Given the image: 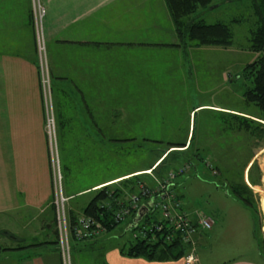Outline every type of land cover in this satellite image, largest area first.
Returning a JSON list of instances; mask_svg holds the SVG:
<instances>
[{
    "label": "rangeland",
    "instance_id": "rangeland-1",
    "mask_svg": "<svg viewBox=\"0 0 264 264\" xmlns=\"http://www.w3.org/2000/svg\"><path fill=\"white\" fill-rule=\"evenodd\" d=\"M251 2L252 0H211L208 6L199 7L198 15L207 21H231L234 33L232 42L227 46L202 45L197 50L181 46V57L188 63L181 64L180 68H177L176 53L168 55L165 50L164 56L159 55V61H151L153 65L158 64L155 74L124 81L125 85L117 91L122 93L120 95L100 97L107 108L102 107L99 134L95 128L93 138L87 133L81 135L80 129L64 127L59 129L62 137L59 147L58 143L56 147L52 128L51 144L48 142L50 167L52 152L56 167L58 165L61 172V176L56 179V187L61 188L64 194L75 192L103 176H119L134 168L145 167L154 158L153 147L156 144L190 138L194 128L189 146L176 152L177 154L171 153L172 156H169L165 165L176 168L185 162V169L173 177L176 191L172 189L179 194L184 209L202 210L213 219L211 227L204 229L203 238L196 245L200 262L222 264L223 259L245 257L264 264V255L259 252L252 233L255 214L231 191L224 177L225 172L228 175L231 173L246 185L259 207V232L264 239V201H259L264 198V136L248 134L243 128H236L234 119L224 112L227 110L217 107L230 105L248 112L254 109L243 103L242 91L249 78L241 74L245 63L261 52L250 48V29L255 21ZM170 19L172 21L171 16ZM172 27L174 29L173 21ZM35 32L37 44V31ZM44 59L45 52L43 65L48 73ZM38 63L42 91L48 96L49 75L48 84H43L40 60ZM256 110H253L254 113ZM105 113L111 122L105 123ZM155 139L161 141L156 142ZM180 154H184L182 159ZM186 157L188 161L185 160ZM215 164L218 168L214 167ZM163 166L160 171H163ZM171 168L163 172V175L166 176ZM152 173L154 171L144 173L142 177L154 180ZM155 177L160 179L162 176L157 174ZM116 184L118 186L121 183ZM93 192L80 191L70 199L77 214ZM49 203L50 200L46 202L47 210L44 208L46 214L42 212L43 207L37 208L36 213L21 208L13 228L19 237L17 240L0 232L3 245L29 246L1 250L0 261L15 259L22 264H36L32 250L44 244L58 253L62 264L60 248L56 243L50 242L57 236ZM65 207L67 214V204ZM149 213L156 215L153 211ZM46 215L51 222L50 226L45 225ZM133 217L134 214H130L109 230L94 236L81 239L70 236L69 253L72 264H110V249L127 247L133 240V230L127 227ZM44 240L49 242L41 243ZM6 261L5 264H8L9 260Z\"/></svg>",
    "mask_w": 264,
    "mask_h": 264
},
{
    "label": "crops",
    "instance_id": "crops-1",
    "mask_svg": "<svg viewBox=\"0 0 264 264\" xmlns=\"http://www.w3.org/2000/svg\"><path fill=\"white\" fill-rule=\"evenodd\" d=\"M39 2L45 7L41 32L50 84L48 96L40 83L34 0H0V228L14 234L21 208L36 213L37 208L43 207L46 214V202L54 191L46 105L53 115L56 147L62 137L59 129L64 127L80 129L81 135L87 133L93 138L95 128L99 134L102 107L107 108L101 102L102 95H120L117 91L125 85L124 81L155 74L158 64L151 61H159L165 50L168 55L176 53L177 68L188 63L181 57L183 45L172 27L164 0ZM192 47L197 50V46ZM217 107L242 110L230 105ZM105 118V123L111 122L106 113ZM146 170L149 169L135 172ZM124 176L110 174L67 192V208H72L70 199L75 193L92 191L93 187ZM44 217L45 225L50 226L47 215ZM204 233L202 230L198 243ZM121 247L110 249V264H184L183 255L147 258L127 254ZM32 251L36 264H60L58 253L44 244ZM6 260L8 264H22L15 259H1L0 264ZM221 263L263 264L245 257L227 258ZM195 264H202L198 254Z\"/></svg>",
    "mask_w": 264,
    "mask_h": 264
},
{
    "label": "trees",
    "instance_id": "trees-1",
    "mask_svg": "<svg viewBox=\"0 0 264 264\" xmlns=\"http://www.w3.org/2000/svg\"><path fill=\"white\" fill-rule=\"evenodd\" d=\"M210 1L211 0H165L167 9L173 21L177 38L180 44H182L186 48H188V46L198 47L202 45L227 46L232 42L234 33L231 21H225L222 19L207 21L198 15L199 7L208 6L210 4ZM251 7L255 16V21L250 29V48L259 50L261 52L253 60L245 63L241 70V74L244 77L249 78L248 83L245 85L242 91L243 103H245L247 106L251 105L252 107L249 108L254 109L249 110V112L245 110H239L241 113L234 111L224 112H226V114L230 118L234 119L236 128H243L248 134L255 133L257 136H264V0H252ZM255 108L257 109V113H254ZM193 129L194 128H192L190 138H185L180 141H167V143L165 144H156L153 147L155 152L154 158L152 161L146 164L145 167H140L125 172L123 173V175H129L112 182L102 183L96 187L91 188L94 192L86 201V203L81 207V212L79 213L91 214L95 217H98L103 222V224H105L107 230L119 223V221H115L112 216L114 210L118 206L116 201L119 199L125 201V197L129 195V193L138 190L139 182L144 183L149 188L154 187L157 184L158 180L163 182L165 179V175H163V172H165L168 168H171V165H165L166 161L169 160V156H172L171 153L181 152V150H184L189 146L190 140L193 135ZM155 141L159 142L161 141V139H155ZM179 156H181L180 158L182 159L184 154H180ZM185 160L188 161L189 159L186 157ZM184 164L185 162L182 163L181 166H185ZM162 166L163 171H160L159 169ZM214 167L218 168L217 164H215ZM147 168L150 169V172H135L137 170ZM178 168L179 167H172L171 169L177 170ZM212 170L213 172H215L214 168ZM151 171H154V173H156V175L154 173L151 174L154 175V180H146L145 177H142L144 173H151ZM157 174L159 175V177L161 175L163 178L160 177V179H157V177H155L157 176ZM119 176H122V174H120ZM224 177L228 182L231 191L241 201H243L247 207H250L255 214L256 218L253 220V234L256 238L259 252L261 253V255H264V239L259 232V207L255 204L254 200L247 190L246 185L243 184L240 179L231 175V173L230 175H228L226 172L224 174ZM117 182H120L121 184L117 186ZM171 188L175 189L173 178ZM176 194L179 197V194L177 192ZM141 197L145 198V195H142ZM53 198L54 191L52 192L49 204L53 211V224H55L56 226L55 205L53 203ZM259 201L263 202L264 198H260ZM77 215V211H75L73 208L68 209V221L71 227H73ZM150 217L151 215L149 213H144L139 222H137L136 225L130 228H134L137 226L139 227L142 223L148 221ZM262 229L264 232V228ZM0 232L6 233L8 236L14 238L15 240L19 238L18 235L8 231L7 229H1ZM155 236L156 237L154 238H150V236L148 238L132 237L133 240L129 243V245L127 247H121V250L130 255H143L147 258L156 259L176 257L185 253L186 243H183L179 239L178 235H175L173 240H163L160 232L156 231ZM47 242L49 241L44 240L41 243ZM50 242H54L58 246L57 237H55V240ZM20 246L26 247V245H17L16 247ZM5 248H11V246L6 247L0 241V251Z\"/></svg>",
    "mask_w": 264,
    "mask_h": 264
},
{
    "label": "built area",
    "instance_id": "built-area-1",
    "mask_svg": "<svg viewBox=\"0 0 264 264\" xmlns=\"http://www.w3.org/2000/svg\"><path fill=\"white\" fill-rule=\"evenodd\" d=\"M33 8L37 31V47L41 66V78L43 84H48L47 69L44 68L43 65L45 52L44 40L41 35V24L45 7L39 2V0H34ZM47 86H49V84ZM46 128L48 130L49 142L51 144L53 115L51 107L47 105ZM51 163L54 188L53 203L55 205V228L58 247L61 252L62 264H72L69 253L70 236L73 239H81L97 235L107 229L105 224H103L98 217L85 213H78L73 227L70 226L68 212L66 214L65 207L68 196L63 193L61 188L56 187V179L61 176V172L58 165L56 167V159L53 154ZM184 169L185 166H181L177 170L172 169L168 171L164 181L162 182L158 180L157 184L151 188L147 187L144 183L139 182L138 190L129 193V195L125 197V201H122L121 199L116 201L118 206L114 210L112 216L115 221L121 222L126 219L128 215L136 213V210L141 203H146L148 205V210L145 213L153 211L156 212V215L153 216L149 213L151 217L148 221H145L139 227L130 228L133 230L132 237L148 238L150 236V238H154L156 237V231L160 232L163 240H173L175 235H178L179 239L183 243H186V250L183 254L184 264H195L197 260L196 245L199 235L202 230L211 227L213 219L206 215L202 210L184 209L176 192L171 188L172 178ZM142 195H145V198H142Z\"/></svg>",
    "mask_w": 264,
    "mask_h": 264
},
{
    "label": "water",
    "instance_id": "water-1",
    "mask_svg": "<svg viewBox=\"0 0 264 264\" xmlns=\"http://www.w3.org/2000/svg\"><path fill=\"white\" fill-rule=\"evenodd\" d=\"M147 210H148V205L146 203H141L138 209L136 210V213L134 214L132 221L127 223V227L130 228L136 225L137 221L143 216L145 212H147Z\"/></svg>",
    "mask_w": 264,
    "mask_h": 264
},
{
    "label": "bare ground",
    "instance_id": "bare-ground-1",
    "mask_svg": "<svg viewBox=\"0 0 264 264\" xmlns=\"http://www.w3.org/2000/svg\"><path fill=\"white\" fill-rule=\"evenodd\" d=\"M146 171H149V170H146Z\"/></svg>",
    "mask_w": 264,
    "mask_h": 264
}]
</instances>
